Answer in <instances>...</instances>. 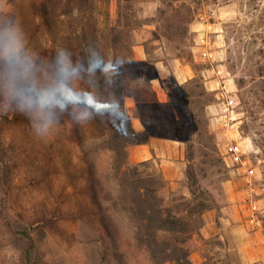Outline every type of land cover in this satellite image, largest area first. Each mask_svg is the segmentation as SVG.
<instances>
[{"label": "rangeland", "instance_id": "374dc122", "mask_svg": "<svg viewBox=\"0 0 264 264\" xmlns=\"http://www.w3.org/2000/svg\"><path fill=\"white\" fill-rule=\"evenodd\" d=\"M42 1L0 0V16L11 13L21 22L41 80L58 48L45 33ZM64 1L59 11L68 7ZM94 5L110 24L130 6L138 21L131 33L134 57L149 58L146 73L159 101L171 95L179 110L188 105L207 119L209 134L191 138V161L184 142L159 137L179 150L164 175L175 193L190 196L184 176L191 164L213 201L190 242L191 262L264 264V0H94ZM65 49L81 64L71 45ZM79 86L86 90L82 80ZM125 102L134 129L143 127L134 99ZM86 133L92 135L90 129ZM98 142L85 144V150L93 148L86 159L66 115L38 138L0 97V264H152L135 245L130 216L104 199L108 194L114 200L117 188L112 155L94 151ZM151 163L148 170L162 172L160 159ZM177 169L181 175L175 179ZM92 175L110 182L108 193L94 195ZM100 205L117 231L115 244L106 236Z\"/></svg>", "mask_w": 264, "mask_h": 264}, {"label": "trees", "instance_id": "16d2710c", "mask_svg": "<svg viewBox=\"0 0 264 264\" xmlns=\"http://www.w3.org/2000/svg\"><path fill=\"white\" fill-rule=\"evenodd\" d=\"M64 2L42 1L40 13L46 35L58 47L71 45L85 68L94 52L117 70L107 74L82 73L86 90L105 105V111L94 114L87 124H75L77 139L86 159L93 148L85 150V144L91 141H99L94 151L111 153L110 170L114 172L117 196L113 200L105 195L112 185L109 181L103 184L93 175L90 188L96 197L104 194L106 201H112L130 216L135 245L150 256L152 264H193L189 258L190 242L204 226L205 212L214 208L210 194L199 185L191 164L184 176L190 196L176 194L161 171L148 170L151 159L132 162L130 148L148 143L153 137L180 140L186 144V157L191 161L194 157L191 138L194 134H209L207 119L204 113H195L188 105L179 110V102L171 95L167 102L159 101L152 77L146 73L150 70L149 58L134 57L131 33L138 21L130 6L110 24L108 18L103 23L96 13L94 0H67L68 7L59 11L58 6ZM127 97L136 102L143 124L141 131L132 125L126 108ZM89 129L92 135L87 138ZM89 170L91 174L95 172L93 161L89 162ZM106 212L107 208L100 205L106 236L115 244L117 231L106 218Z\"/></svg>", "mask_w": 264, "mask_h": 264}, {"label": "clouds", "instance_id": "9594fccd", "mask_svg": "<svg viewBox=\"0 0 264 264\" xmlns=\"http://www.w3.org/2000/svg\"><path fill=\"white\" fill-rule=\"evenodd\" d=\"M39 67L19 19L11 13L0 16V97L6 109L28 121L36 137L50 134L65 115L84 125L105 111V105L79 83L82 73L117 71L114 64L93 52L85 68L73 62L67 49L58 47L45 64L43 80L37 75Z\"/></svg>", "mask_w": 264, "mask_h": 264}, {"label": "crops", "instance_id": "0c3cea01", "mask_svg": "<svg viewBox=\"0 0 264 264\" xmlns=\"http://www.w3.org/2000/svg\"><path fill=\"white\" fill-rule=\"evenodd\" d=\"M143 127H138L136 131H141ZM176 142V141H174ZM166 151V153H164ZM178 147L172 144L171 140H165L160 138H151L148 143L134 145L130 148V160L134 163L145 160H157L160 159V166L163 175H168L171 169L170 163H174V154L178 152ZM174 153V154H173ZM163 156H168L171 160L163 159ZM180 171L177 169L174 171V178L180 177Z\"/></svg>", "mask_w": 264, "mask_h": 264}]
</instances>
